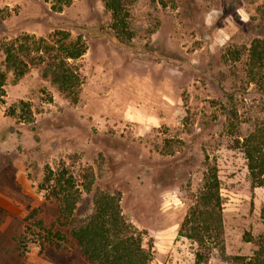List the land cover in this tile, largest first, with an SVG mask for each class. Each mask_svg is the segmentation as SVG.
<instances>
[{
    "label": "rangeland",
    "instance_id": "1",
    "mask_svg": "<svg viewBox=\"0 0 264 264\" xmlns=\"http://www.w3.org/2000/svg\"><path fill=\"white\" fill-rule=\"evenodd\" d=\"M176 2L138 0L126 39L114 33L101 0H0V64L2 42L17 34L67 29L88 44L72 60L76 98L41 66L18 80L8 75L0 105V264H86L77 248L41 249L37 222L59 209L38 186L45 166L61 162L78 176L92 167L97 186L122 192L123 214L152 239L150 264H195L199 245L179 230L216 167L224 228L207 264L253 254L264 233V186L253 185L236 138L264 122V95L246 73L251 42L264 39V0ZM236 110L240 133L232 135L228 113ZM92 207L84 192L75 219Z\"/></svg>",
    "mask_w": 264,
    "mask_h": 264
},
{
    "label": "trees",
    "instance_id": "2",
    "mask_svg": "<svg viewBox=\"0 0 264 264\" xmlns=\"http://www.w3.org/2000/svg\"><path fill=\"white\" fill-rule=\"evenodd\" d=\"M71 0H61L69 3ZM111 13L112 27L119 38L132 39L131 10L138 0H101ZM162 6L177 7L176 0H150ZM4 57L0 64V105L6 103L5 85L8 75L20 79L32 65L42 67L43 75L63 93L76 98L80 75L72 60L86 53L88 44L82 35L76 38L67 29H56L49 36L37 37L22 33L1 44ZM234 60L242 57L239 49L231 50ZM248 82H253L264 95V39L251 42L246 63ZM26 104V105H25ZM25 119L31 120V107L22 102ZM27 107V111L25 109ZM16 112V111H14ZM229 114V132L239 135L237 110ZM236 143L243 148L254 186H264V122L242 136ZM39 191L47 199L58 203L59 214L51 220L39 219L37 227L41 249L47 243L56 248H77L86 264H150L153 258L152 239L146 229H141L125 217L122 211V192L97 186L92 167L84 168L80 175L61 162L56 168L45 166ZM91 193L92 211L79 221L76 209L83 193ZM220 180L216 167H209L204 184L195 203L183 220L179 234L198 243L195 264H207L212 243L223 233V208ZM36 212V211H34ZM149 238V239H148ZM247 241H252L248 236ZM257 248L251 256L233 257L235 264H264V233L260 234Z\"/></svg>",
    "mask_w": 264,
    "mask_h": 264
},
{
    "label": "clouds",
    "instance_id": "3",
    "mask_svg": "<svg viewBox=\"0 0 264 264\" xmlns=\"http://www.w3.org/2000/svg\"><path fill=\"white\" fill-rule=\"evenodd\" d=\"M238 14L240 15V17H241V19H242L243 21H247L248 17H247V15L244 14V12H243L242 9H239V10H238Z\"/></svg>",
    "mask_w": 264,
    "mask_h": 264
}]
</instances>
